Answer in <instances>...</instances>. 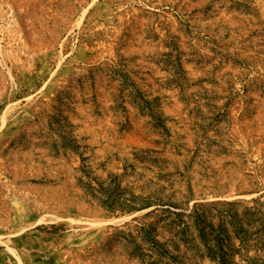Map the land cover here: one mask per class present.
I'll return each mask as SVG.
<instances>
[{"label":"rangeland","instance_id":"rangeland-1","mask_svg":"<svg viewBox=\"0 0 264 264\" xmlns=\"http://www.w3.org/2000/svg\"><path fill=\"white\" fill-rule=\"evenodd\" d=\"M0 264H264V0H0Z\"/></svg>","mask_w":264,"mask_h":264}]
</instances>
